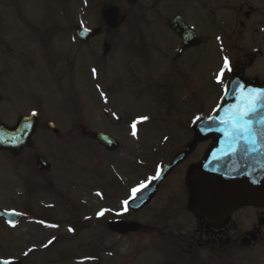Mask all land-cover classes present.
<instances>
[{"label":"flooded vegetation","instance_id":"1","mask_svg":"<svg viewBox=\"0 0 264 264\" xmlns=\"http://www.w3.org/2000/svg\"><path fill=\"white\" fill-rule=\"evenodd\" d=\"M113 9L118 11L115 28L101 16ZM225 59L231 70L217 83ZM232 75L248 82L264 81V0H0V103L9 101L7 116L13 119L11 125H5L15 128L24 122L30 131L19 153H4L16 159L25 151L46 148L51 138L58 146L68 147L82 138L106 156L123 151L119 153L126 155L120 160L121 178L108 186L110 196L125 195L120 197L122 203L131 199L130 190L151 184L174 155L192 144V151L163 178L150 203L137 212L126 207V215L119 218L139 226L137 232L120 237L146 240L156 259L153 264H264V208H238L218 226L187 208L190 169L212 143L211 138L195 140L192 106L207 108L211 97L216 107ZM38 76L48 79L59 98L49 105L26 81L30 105L19 106L10 90L12 84L19 77ZM1 88L8 90L7 95H1ZM143 89L170 100L160 123L170 126L184 111L189 130L156 131L159 143L141 155L139 140L146 134L140 130L155 122L123 108L139 101ZM86 97L87 106L97 108L95 115L84 105ZM53 105L59 106V112L54 116L47 111V116L44 107ZM69 107H73V115ZM210 112L202 110L196 118ZM95 124H105L107 130L97 129ZM116 125H123L134 143L118 142L110 132ZM83 130L114 139L116 149L107 150ZM38 132L45 135V143L38 144ZM150 132L147 134L153 135ZM31 155L36 166L40 155ZM50 168L49 163L42 172L46 174L41 176L43 183L35 187L61 199L48 178ZM40 173L37 169L36 174ZM154 199L161 204L158 211L138 221ZM22 212L27 219L12 228L33 219L28 205ZM41 217L48 219L43 213Z\"/></svg>","mask_w":264,"mask_h":264},{"label":"rangeland","instance_id":"2","mask_svg":"<svg viewBox=\"0 0 264 264\" xmlns=\"http://www.w3.org/2000/svg\"><path fill=\"white\" fill-rule=\"evenodd\" d=\"M26 81L29 87L37 90L42 95L41 99L49 105L59 98L58 92L51 87L47 78L38 76L28 77L25 80L24 77H19L10 88L19 106L30 105L29 97L25 94ZM128 83L136 87V82L129 80ZM1 91L2 96L7 95V89L1 88ZM140 97L139 101H135L128 108H123V111L129 114L140 112L145 117L153 119L151 122H155L154 125L142 126L140 130L146 134L140 136L139 140L141 155L150 153L147 150L159 143L155 136L156 131L189 130V123L188 129L185 128L184 111L181 112L180 117L170 123V126L167 123H160L165 119L164 108L167 109L171 105L167 97L161 94L153 95L152 91L146 89L141 90ZM86 100L84 105L89 108L87 97ZM214 105V98L212 100L211 97L207 108H202L198 104L193 105L192 122L202 110L208 113ZM9 108V101L0 103V122L6 125L13 123L12 117L7 116ZM89 109L90 115H95L97 108ZM68 110L73 115V107H69ZM47 111L49 115L56 116L59 106L44 107V112L48 116ZM57 120L59 124L62 123L59 117ZM85 125L90 126L89 123ZM94 126L97 129L107 130L105 124ZM124 130L123 125L110 127V132L114 134V138H118L116 139L118 142L124 145L129 141L134 143ZM149 131H151L149 134L153 135H148ZM38 134V144L41 140L45 143V135L41 132ZM45 144L46 148L39 146V150L25 151L16 159L0 152V209L23 213L25 206L28 205L33 213V219L29 223L15 228L0 223V260H20L21 264H153V260L156 259L146 240L135 236L121 238L109 233L106 227L108 221L126 215L120 203V197L125 198V195L121 196V193H118V197L110 196L111 191L108 189L113 180L121 178L118 175L119 166L126 155L119 153L123 151L106 156V153L100 149H92L88 141L82 138L75 141L73 147L58 146L52 138L49 139L48 144ZM33 153L44 157L50 163L48 178L53 180V188L63 196L61 199L48 195L40 187L36 189L35 186L43 183L41 176L45 177L46 174H43V171H40L39 176L36 174L37 169L31 159ZM100 173L104 175L103 178ZM131 192L132 190L129 191L130 195ZM152 203L154 204L146 209L142 216L138 215L140 216L137 217L138 221H145L151 211H158L161 204L157 205L155 199ZM42 213L47 216V220L41 217Z\"/></svg>","mask_w":264,"mask_h":264},{"label":"water","instance_id":"3","mask_svg":"<svg viewBox=\"0 0 264 264\" xmlns=\"http://www.w3.org/2000/svg\"><path fill=\"white\" fill-rule=\"evenodd\" d=\"M102 18L113 28L116 26V10L104 12ZM237 79L233 77L227 84L226 95L228 96L221 100L209 116L212 119L200 118L192 126L196 133V141L212 138V144L202 160L190 169L186 182L189 197L188 208L195 216L202 217L214 225L221 224L237 208L243 206L264 208V123L261 122L264 120V106H261L259 111L251 117L254 122L253 130L257 135L255 145H245L240 142L237 144V150L232 151L228 147L229 141L225 139L222 132L224 126L219 123L220 119L227 118L226 110L241 104L239 97L242 92L233 90V83L235 80L238 81ZM244 84L248 85L247 91L249 89L264 91V83L253 84L244 81ZM83 134L94 138L107 150H115L117 147L116 142L107 136L92 135L87 130ZM29 136V127L26 128L24 122L14 131L0 124V141H2L0 149L19 151L25 146ZM191 151L192 144L184 146L169 164L162 168L154 183L142 189L130 202V210L137 211L148 204L162 179ZM37 167L46 171L48 164L44 158L39 157ZM9 213L0 211V219L10 224L25 219L21 215H10ZM108 228L115 234L124 235L136 232L139 226L132 222L118 221L109 223ZM8 262L20 264L19 261ZM0 264H4V261H0Z\"/></svg>","mask_w":264,"mask_h":264},{"label":"snow or ice","instance_id":"4","mask_svg":"<svg viewBox=\"0 0 264 264\" xmlns=\"http://www.w3.org/2000/svg\"><path fill=\"white\" fill-rule=\"evenodd\" d=\"M230 70L229 61L225 59L223 67L217 75V83H222L224 73ZM239 99L241 100V104L235 105L231 109L226 110L227 118L219 120V123L224 126L222 132L225 139L229 141L228 147L231 148L232 151L237 150V144L240 142H243L245 145L256 144L257 135L253 130L254 122L251 117L259 111L261 106H264V91L249 89L247 92H242ZM33 115H35V113H33ZM197 119H199V117H197ZM211 119L212 118L209 117V120ZM261 122L264 123V120ZM133 128H135V125H133ZM135 134V131H133V135ZM158 175L159 172H157V176L152 179L158 178ZM150 182L151 181H149V183ZM147 186L146 183H142L138 187L133 188L131 198L135 199L137 193ZM124 203L127 205L128 201H124ZM9 214L11 215L15 213ZM99 215H103V213H99ZM69 231H71V229H69ZM49 243H51V241H49ZM4 264H10V262L6 261Z\"/></svg>","mask_w":264,"mask_h":264}]
</instances>
